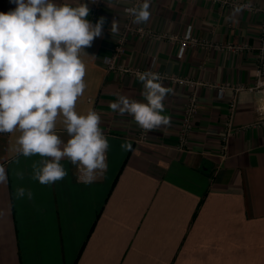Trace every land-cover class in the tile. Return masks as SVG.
Listing matches in <instances>:
<instances>
[{
    "label": "crops",
    "instance_id": "1",
    "mask_svg": "<svg viewBox=\"0 0 264 264\" xmlns=\"http://www.w3.org/2000/svg\"><path fill=\"white\" fill-rule=\"evenodd\" d=\"M76 6L92 0H54ZM133 0H108L101 17L102 35L81 53L86 89L76 103L78 114L95 110L109 141L108 169L96 181L78 180L67 158L63 180L42 185L33 180L38 155L15 163L19 130L0 134V165L7 173L0 183V264H264V105L256 84L257 48L262 13L239 5L263 7L264 0H151V16L138 26L182 36L191 27L208 46L180 45L169 40L132 38L121 64L163 75L189 77L227 89H197L199 114L190 144L178 150L179 133L190 91L164 81L173 93L165 101L171 125L150 131L139 143L138 125L128 114L109 107L118 95L143 100L136 77L107 69L123 8ZM16 7L0 0V12ZM99 18V19H100ZM93 25L98 21L86 18ZM115 20L117 30L112 31ZM247 45L241 53L217 48ZM236 98V110L230 103ZM230 124V125H229ZM55 131L69 137L63 117ZM131 151L120 146L125 141ZM22 171L24 179L15 173ZM17 187L33 199H16Z\"/></svg>",
    "mask_w": 264,
    "mask_h": 264
},
{
    "label": "clouds",
    "instance_id": "2",
    "mask_svg": "<svg viewBox=\"0 0 264 264\" xmlns=\"http://www.w3.org/2000/svg\"><path fill=\"white\" fill-rule=\"evenodd\" d=\"M10 2L16 7L0 12V134L19 130L15 163L21 156L42 158L33 163L31 177L40 184L65 178L61 163L65 158L77 167L81 182L93 183L108 169L110 145L100 115L95 110L78 114L76 103L86 89L81 53L86 54L85 49L102 35L105 18L93 25L86 19L90 9L84 2L76 6L54 0ZM150 7L151 0H141L126 12L134 24H144L150 19ZM111 27L117 30L115 20ZM135 75L142 84L143 100L118 95L109 107L131 115L145 133L170 126L171 117L164 113L173 89L164 85V75L152 70ZM59 116L69 137L66 142L55 131ZM120 147L132 150L127 140ZM15 175L24 179L22 171ZM6 181V169L0 165V183ZM15 197L32 200L33 193L17 187Z\"/></svg>",
    "mask_w": 264,
    "mask_h": 264
},
{
    "label": "built area",
    "instance_id": "3",
    "mask_svg": "<svg viewBox=\"0 0 264 264\" xmlns=\"http://www.w3.org/2000/svg\"><path fill=\"white\" fill-rule=\"evenodd\" d=\"M108 0H95L90 4V17L92 20H99L104 6L107 4ZM141 0H133L132 4L123 8V25L121 29L116 32V41L111 48L110 55L104 58V63L107 69L111 72L119 74H129L136 77V72H143L144 70L129 68L121 64V59L126 54L127 45L129 44L132 38H139L141 40H169L171 43H178L180 45L179 56L182 58L184 56L185 50L188 46H196L198 44V39L193 36L191 27H188L184 35L177 36L171 34H163L152 31L151 29H146L138 26L132 22V18L127 14L126 9L136 6ZM246 9L250 10L248 7ZM264 13V9H263ZM261 33H260V45L257 48V65L255 69L256 85L250 88V91L262 95L264 101V18L262 21ZM217 48L221 49L224 47ZM228 51L235 49L233 44L226 46ZM246 48L245 45H240L237 50L242 51ZM163 75V74H162ZM164 81H168L180 86L186 87L189 91L188 103L186 105L182 125L179 133L178 141V150L184 151L190 144V137L194 130V122L199 114V98L197 95V89L200 86L205 87H215L218 90V95L220 98H223L227 89H233L235 93L243 90V87H232L230 85H211L208 83H202L195 79L189 77H176L164 75ZM230 111L233 112L236 110L237 99L234 98L230 103ZM259 110L264 111V105L259 108ZM264 124V120L257 125ZM230 125V124H229ZM150 132L145 133L138 126V137L137 142L139 143H148L149 142ZM78 170V169H77ZM80 173L78 171L77 177ZM79 180V179H78ZM80 181V180H79Z\"/></svg>",
    "mask_w": 264,
    "mask_h": 264
},
{
    "label": "rangeland",
    "instance_id": "4",
    "mask_svg": "<svg viewBox=\"0 0 264 264\" xmlns=\"http://www.w3.org/2000/svg\"><path fill=\"white\" fill-rule=\"evenodd\" d=\"M237 6H241V7H243V8H245L246 9V7H248L250 10L249 11H251V12H259V13H262V16H263V18H264V13H263V9H264V6L263 7H259V8H255V7H249L248 5H237ZM263 24V23H262ZM262 27V26H261ZM240 45H242V44H240ZM239 44L238 45H234L233 44V47L235 48V49H233V50H231V52H234V53H241V52H244L246 49H249L250 47H248L247 45H245L246 46V48L244 49V50H242V51H239V50H237V48L240 46ZM204 46H208V45H206V44H204L203 42H201L199 39H198V44L196 45V46H194V47H204ZM221 50H227V48H226V46L224 47V48H221ZM228 51V50H227ZM256 85V84H255Z\"/></svg>",
    "mask_w": 264,
    "mask_h": 264
}]
</instances>
